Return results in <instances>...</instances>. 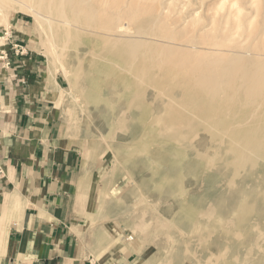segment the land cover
I'll list each match as a JSON object with an SVG mask.
<instances>
[{"label":"bare ground","instance_id":"1","mask_svg":"<svg viewBox=\"0 0 264 264\" xmlns=\"http://www.w3.org/2000/svg\"><path fill=\"white\" fill-rule=\"evenodd\" d=\"M159 6L0 0V23L12 11L26 12L45 21L51 57L67 62V49L74 52L82 95L72 105L73 126L91 145L110 140L132 178L122 198L131 200L128 224L167 252L158 264H264V0H232L220 19L224 29L215 25L207 38L209 24L185 34L163 15L169 6ZM232 24L246 40L219 38L217 30L225 35ZM213 37L218 41L209 42ZM85 149L83 172L92 161ZM195 163L219 172L203 176ZM7 201L17 213L19 195ZM105 201L100 210L116 212L114 204L105 210ZM7 227L0 224V251ZM158 252L143 264H154Z\"/></svg>","mask_w":264,"mask_h":264},{"label":"crops","instance_id":"2","mask_svg":"<svg viewBox=\"0 0 264 264\" xmlns=\"http://www.w3.org/2000/svg\"><path fill=\"white\" fill-rule=\"evenodd\" d=\"M27 23L13 18L0 37L9 62L0 58V264H134L129 242L110 253L83 221L91 177L58 136L62 83L29 44ZM16 194L19 214L6 202Z\"/></svg>","mask_w":264,"mask_h":264},{"label":"rangeland","instance_id":"3","mask_svg":"<svg viewBox=\"0 0 264 264\" xmlns=\"http://www.w3.org/2000/svg\"><path fill=\"white\" fill-rule=\"evenodd\" d=\"M143 1H145V3L147 4L152 5L153 7L155 6L156 8H158L157 9L158 11H161L160 9L161 7L160 6L158 7L160 2L167 4L169 8H166L165 9L166 11L165 10L163 11V15L167 17V20H169L170 26H172L171 28L175 29V27H177L178 25L183 26V28H185V34L186 32L195 33L197 32L195 30H198L200 25L209 24V26H206L205 28L206 29L205 32H207L205 36L206 38L208 37L210 29H214L215 25H219L221 23L220 28L224 29V22L226 19H223L222 22L221 21L222 15L224 14V11H226V9L229 8L230 3L232 2V0H226V1L224 0H143ZM221 1H223V3H221ZM220 4L224 6L223 7L224 10H222L223 8H221L222 6H220ZM199 5H201V8ZM193 11L194 13H192ZM190 13L193 15H190ZM219 13L221 14L219 15ZM20 16H23L24 19L28 21L27 29L29 33L28 35L29 44L33 49H35L36 51L40 52L43 55L49 68L52 69L55 75L59 76L60 82L62 83L63 90L54 99L55 113L58 118L57 121L58 136L63 141H66L64 142V145L66 147H70L75 153H77L78 159L81 160V163L83 161L82 158L83 150L85 148L90 149L92 161H91V166L87 170V173L91 177L90 195H89L90 197L88 202V209L83 218L84 223H87L88 221L89 225L87 226V228L89 232L95 231V233L98 236L102 237L106 241V243L110 245L109 247L110 253L118 250L122 245L124 246L126 245L127 242H129L130 243L129 246L131 247L132 250L135 251L133 254L135 260L134 264L145 263V260L148 258L150 253L159 251L158 258L156 259L155 262H153L154 264H158V262L163 261L164 259L163 257L164 255H166L167 252L165 250H162L163 249L162 247H157L153 245L152 242L145 243L144 241L137 238L133 226L130 223L128 224V218L130 217V212L128 211V209H126L125 204H127V202L128 201L130 202L131 200L124 199L123 201L122 198L123 197L125 198L130 192L132 188V178L129 175V173L126 171L125 166H123L117 159L111 147L110 140L105 138L103 140L101 138L98 139L93 138L97 140V144L91 145L89 144V141L80 139L81 136L79 132L73 126L72 122L74 118L71 113V110L73 108L72 105L73 102L80 100L82 95L81 94L82 91L80 90L78 84L79 82H77V78H76L78 71L76 75L75 74L73 75V73H75L77 70L78 59L71 56L72 54H74V52L70 48L67 49L68 51L66 50L68 52L66 57L67 58L69 57L67 61L68 63L65 62L64 58L61 57L56 58L54 56L51 57L49 54V52L51 51L47 49V31L44 25L45 21L44 20L37 21L34 16L26 12L12 11L11 13H9L7 15V22L0 23V37L4 36V31L11 24V20L15 17L19 18ZM233 16L231 14V17L229 16L228 19L230 21L234 19L232 22H235V18H233ZM181 17H184L186 19L184 23L182 22V20H179ZM234 26L235 25L232 24L229 27V29L225 28L226 30L225 35H223L221 31L218 30H217V34L218 35L221 34V36H225L226 38H229L227 40L228 42H233L236 40L239 41L246 40L244 39V37L235 34V31H237L238 28L235 27L236 29H234ZM187 29L191 30V32L188 31ZM231 30L232 32H230ZM198 32L204 33L203 31H198ZM221 36L219 35V38ZM215 38L214 37L213 39L208 38V41L217 42L218 38L217 37ZM4 40L5 38H0V44L5 45L6 41ZM202 45H203L202 47H207L208 44L202 43ZM48 56L51 57L52 59L51 61L48 60ZM63 68H67V69H63ZM69 76L70 77L74 76L73 77L74 79L73 78L69 79L70 78ZM73 80L75 83H73ZM102 96L107 98L108 94L106 92H103ZM132 117L133 120H136L135 116ZM150 147L153 148L154 145ZM167 147H168L167 145L163 146V149L168 151ZM171 157L173 156L171 155ZM149 164H152L157 169H162V166L158 164H154L152 162ZM194 165L195 168L198 170V166L196 165V163ZM215 170L219 172L217 165H215L213 169L208 170L206 172H202L201 170L198 171L199 174L206 176L214 173ZM113 172H115L116 174H113ZM194 173H198V172L195 170ZM194 179H197V177ZM196 189H201V186H196ZM99 198L101 200H106L104 205L105 210L107 206H109V204L117 205L118 208L120 209L117 208L116 212L114 213L105 212V211L102 212L99 208L101 204V200ZM20 207L21 206L17 207L18 210L17 213L15 210L13 213L19 214ZM90 215L93 216L94 218H91ZM90 219H92L93 221L92 223H90L91 222ZM95 222L96 224H94ZM174 264H190V263L186 260L181 261L180 259H178V261L174 262Z\"/></svg>","mask_w":264,"mask_h":264},{"label":"built area","instance_id":"4","mask_svg":"<svg viewBox=\"0 0 264 264\" xmlns=\"http://www.w3.org/2000/svg\"><path fill=\"white\" fill-rule=\"evenodd\" d=\"M6 34V30L4 31V35ZM0 58L2 59V60H4V64L6 65V66H8L9 65V62L6 60V55H5V53H1L0 54Z\"/></svg>","mask_w":264,"mask_h":264}]
</instances>
